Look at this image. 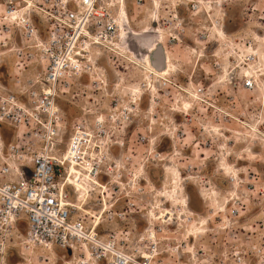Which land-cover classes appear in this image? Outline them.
Listing matches in <instances>:
<instances>
[{
  "label": "rangeland",
  "instance_id": "374dc122",
  "mask_svg": "<svg viewBox=\"0 0 264 264\" xmlns=\"http://www.w3.org/2000/svg\"><path fill=\"white\" fill-rule=\"evenodd\" d=\"M184 1L147 0L134 7L128 0L133 33L98 59L106 84L98 85L93 75L88 88L73 89L59 105L69 120L82 109L104 114L113 99L134 107L133 121L124 127L129 152L154 185V212L168 207L174 213L158 235L163 264H232L236 251L246 264H264V0L212 1L197 10ZM151 26L159 37L147 34ZM154 43L169 53L167 87L143 67ZM4 54L0 82L10 84L13 58ZM246 78L254 81L250 89L243 87ZM135 86L143 94L134 104ZM139 135L145 142L136 141ZM154 153L161 159H150ZM222 162L236 176L221 169ZM179 184L175 197L184 196L185 205L167 201ZM135 221L140 230L146 226L144 218ZM71 257L60 249L36 252L30 264H64ZM20 260L12 249L10 264Z\"/></svg>",
  "mask_w": 264,
  "mask_h": 264
},
{
  "label": "built area",
  "instance_id": "2783aa9c",
  "mask_svg": "<svg viewBox=\"0 0 264 264\" xmlns=\"http://www.w3.org/2000/svg\"><path fill=\"white\" fill-rule=\"evenodd\" d=\"M127 1L0 0V57L13 58L10 84L0 82V264H10L14 248V264L55 249L70 252L64 264H163L158 235L173 216L153 215L154 185L129 152L124 127L134 107L113 99L104 114L82 109L69 120L59 105L93 75L106 84L98 59L120 38ZM212 1L226 0L185 3L197 10ZM137 218L146 222L141 230ZM231 263L246 264L238 251Z\"/></svg>",
  "mask_w": 264,
  "mask_h": 264
},
{
  "label": "bare ground",
  "instance_id": "6f19581e",
  "mask_svg": "<svg viewBox=\"0 0 264 264\" xmlns=\"http://www.w3.org/2000/svg\"><path fill=\"white\" fill-rule=\"evenodd\" d=\"M186 1L187 0H185L184 2H186ZM178 5H180V3ZM125 8H127L126 7V4L124 5V7L122 6V8H121L122 9V12H123V14L125 16V20L123 21V23L121 24V27H120V30H121V37L120 38H121V41L122 42L121 43L120 42H116V43H113V44L109 45V51H112V48L113 47H116L117 45H119V47H120V45H123L124 46V42H125L124 41V38L127 39V37L130 35V33H133L132 31L130 32L131 29H130L129 22H128V19H127V14L125 12ZM153 22L155 23V20H153ZM148 29H149V31L147 30L148 31L147 34L149 32H153L154 31V33H156V35L159 37V32L160 31H159V29L157 27L155 28V26L154 27L151 26ZM137 36H143V34H138ZM156 43L153 46H151V48L148 50V53H147L148 56H150V54L152 52L156 51L155 49H157L159 47V46L156 45ZM126 47H127V50L129 51L128 53L130 55H134V53L130 51V49L128 48V46H126ZM160 47L162 49V55H163V63H164L163 69L158 70L157 68H155V66H153V64H152V61L150 59H148V58H147L148 59L147 60V63L144 62L145 65L143 66L147 70L151 71L149 73L154 74L155 76L157 75L156 77L165 76V75H167L172 70L171 69L170 71H167V70H169L171 68V61H170L169 53L167 51H163V50L167 49L166 46L163 43H161ZM1 48H4L5 49V46H2ZM3 56H6V55H3ZM259 60H260V65H264L263 64V62H264V55H260L259 56ZM256 62L250 64L251 65V72L253 73V75H255V74L258 73L257 70L255 72L253 71L254 70L253 68H255ZM131 91L134 92V95H135L136 98L139 95H142L143 94L141 92V88L139 86H135ZM185 105L187 107H189V105H188L187 102L185 103ZM220 168L223 169V170H225V171L231 172L232 175L236 176L235 168H233L230 164L222 162V163H220ZM174 172H175V174H178L179 175V171H175L174 170ZM179 178H181V177H179ZM77 186L80 189V187H81L80 184H77ZM181 188H182L181 184H179V186H177V187H173L172 188V193L170 194L171 195V198H168L167 201H169V199H170L171 201H175V202L177 201V202L183 203V205H185L186 204V198L184 196L182 197V196H177L176 195V197H175V194L178 193V191H180ZM162 196L163 195H160V197H162ZM153 215L155 217H157V218H167V217H170V216L172 217V215H174V213H172V210L168 209V207H163V209H162V211H160V213L157 212L156 214H153ZM180 216L183 217V214H181ZM202 223L205 224L204 219H203V222ZM189 235H191V234H189ZM51 254H52V252H51Z\"/></svg>",
  "mask_w": 264,
  "mask_h": 264
},
{
  "label": "water",
  "instance_id": "95a60500",
  "mask_svg": "<svg viewBox=\"0 0 264 264\" xmlns=\"http://www.w3.org/2000/svg\"><path fill=\"white\" fill-rule=\"evenodd\" d=\"M150 58L155 68H157L158 70L163 69V66H164L163 55H162V49L160 46L156 49V51L150 54Z\"/></svg>",
  "mask_w": 264,
  "mask_h": 264
}]
</instances>
